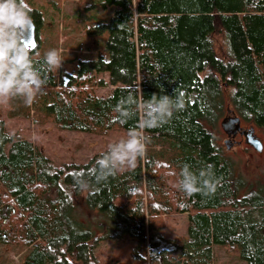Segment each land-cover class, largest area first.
I'll list each match as a JSON object with an SVG mask.
<instances>
[{
  "label": "trees",
  "instance_id": "trees-1",
  "mask_svg": "<svg viewBox=\"0 0 264 264\" xmlns=\"http://www.w3.org/2000/svg\"><path fill=\"white\" fill-rule=\"evenodd\" d=\"M98 2L111 14L83 25L92 47L62 50L61 67L43 71L31 105L9 100L11 115L44 113L60 129L126 135L138 116L121 124L113 109L130 93L148 99L175 90L185 107L143 130L149 141L134 167L86 191L74 178L101 152L55 167L0 119V244L23 246L20 264H100L102 241L126 239L137 244L124 264H215L214 245L238 248L246 264H264V182L250 188L212 132L232 109L244 128L264 136V0ZM32 18L35 42L26 46L42 68L44 18L37 9ZM99 88L109 92L100 96ZM184 164L193 172L211 166L220 181L215 193L179 191ZM84 210L96 216L94 231L77 217ZM173 214L186 215L187 240L163 234L162 218Z\"/></svg>",
  "mask_w": 264,
  "mask_h": 264
},
{
  "label": "rangeland",
  "instance_id": "rangeland-1",
  "mask_svg": "<svg viewBox=\"0 0 264 264\" xmlns=\"http://www.w3.org/2000/svg\"><path fill=\"white\" fill-rule=\"evenodd\" d=\"M27 2L32 8L40 11L44 18L45 25L41 30V38L46 41V44L43 43L44 50H41L39 54H44L49 49L66 52L68 48L80 53L87 47H92V41L85 34L83 25L91 24L93 16L106 20L111 14L110 9H97L98 0H27ZM102 39L105 41V36ZM108 92V88L97 89L100 96H105ZM10 110L9 100H0V119L5 123L6 132L18 133L30 139L51 159L55 167L69 162L84 163L95 154L105 151L108 143L125 136L116 131L96 134L64 130L55 125L44 113L35 114L33 118H25L12 116ZM228 111L219 119L217 127L212 130L216 145L223 151L226 159L232 163L234 172L243 178L247 185H251L250 188H255L258 183L264 182V149L262 153H258L245 142L237 145L233 141L231 147L226 148L225 141L228 137L222 130L221 121L227 116ZM241 124L243 128L247 127L245 123L241 122ZM255 133L264 141L260 130L256 129ZM126 168L129 167L122 170ZM246 190L242 189L241 195ZM77 217L94 231L96 225L94 214H87L84 210ZM161 224L162 232L166 237L180 242L187 240L186 215L164 216ZM136 244L135 241L128 239L102 241L96 250V256L100 264H124L127 254ZM24 254L25 249L19 244H0V264H20ZM214 255L215 264H246L240 258L236 247L214 245Z\"/></svg>",
  "mask_w": 264,
  "mask_h": 264
},
{
  "label": "clouds",
  "instance_id": "clouds-1",
  "mask_svg": "<svg viewBox=\"0 0 264 264\" xmlns=\"http://www.w3.org/2000/svg\"><path fill=\"white\" fill-rule=\"evenodd\" d=\"M33 11L27 0H0V100L20 98L25 105H31L45 84L43 71L57 70L63 62L60 51L49 49L43 55V67H37L39 61L33 60L31 49L23 43L25 35L34 28ZM184 107L183 94L175 90L171 96L153 93L145 99L140 92L139 97L131 93L122 97L113 109L116 119L123 124L138 116L136 126L129 128L124 137L108 143L91 168L74 178L76 186L86 191L106 182L125 167H134L145 155L149 141L143 130L164 125L174 112ZM219 183L211 166L193 172L184 164L176 187L186 196L197 193L210 196Z\"/></svg>",
  "mask_w": 264,
  "mask_h": 264
},
{
  "label": "water",
  "instance_id": "water-1",
  "mask_svg": "<svg viewBox=\"0 0 264 264\" xmlns=\"http://www.w3.org/2000/svg\"><path fill=\"white\" fill-rule=\"evenodd\" d=\"M34 42V38L32 42L29 41V43H31L30 45H33ZM23 43L25 45H29V43H27L26 35L24 37ZM221 127L223 132L228 137V139L225 141V146L227 149H229L233 144L231 138H234L236 134L239 133L241 136L244 137V142L247 145H250L258 153H262L264 149V144L261 138L256 135L255 129L253 127L242 128L241 119L236 116L233 111H228L227 116L224 117L221 121Z\"/></svg>",
  "mask_w": 264,
  "mask_h": 264
},
{
  "label": "flooded vegetation",
  "instance_id": "flooded-vegetation-1",
  "mask_svg": "<svg viewBox=\"0 0 264 264\" xmlns=\"http://www.w3.org/2000/svg\"><path fill=\"white\" fill-rule=\"evenodd\" d=\"M27 37V43L32 42L33 38H34V32L33 29L29 34H26ZM242 127V126H241ZM243 128V127H242ZM236 138H238L239 140H237ZM232 141L237 144V145H242L244 144V138L238 133L236 134V136L232 139Z\"/></svg>",
  "mask_w": 264,
  "mask_h": 264
}]
</instances>
